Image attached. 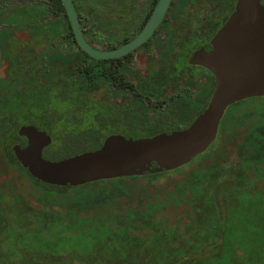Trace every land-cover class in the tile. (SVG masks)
I'll return each instance as SVG.
<instances>
[{"label":"trees","instance_id":"trees-1","mask_svg":"<svg viewBox=\"0 0 264 264\" xmlns=\"http://www.w3.org/2000/svg\"><path fill=\"white\" fill-rule=\"evenodd\" d=\"M46 4L1 17L10 26L0 32L3 55L13 65L0 79V173L18 167L48 196L56 192L59 198L33 206L11 180L0 184V261L17 257L16 264H264L263 113L242 140L225 142L235 157L232 164L216 140L176 170L79 187L45 184L21 165L13 147L27 146V139L19 136L24 125L48 132L53 141L43 156L61 161L99 150L111 135L137 140L184 130L208 107L216 86L212 76L205 96L189 106H175L170 114L153 116L124 107L118 115L107 100L106 61L93 59L78 46L61 0ZM64 37L74 49L59 43ZM181 38V50L193 44ZM177 75L175 71L176 82ZM198 79L186 84L200 89ZM259 99L264 101L251 100ZM246 101L227 109L218 139L229 111ZM250 115L235 116L234 130ZM5 210L8 217H3ZM30 235L36 242L19 243Z\"/></svg>","mask_w":264,"mask_h":264},{"label":"water","instance_id":"water-1","mask_svg":"<svg viewBox=\"0 0 264 264\" xmlns=\"http://www.w3.org/2000/svg\"><path fill=\"white\" fill-rule=\"evenodd\" d=\"M61 1L78 46L95 60L120 58L143 45L161 24L172 2L160 0L140 35L123 47L107 52L94 48L86 40L73 0ZM261 1L238 0L236 11L214 36L212 51L202 50L195 56L192 63L211 71L216 87L208 107L188 128L137 140L115 134L107 137L97 151L49 161L43 152L52 144V137L33 125H24L19 136L27 139V146L13 147L18 161L32 177L57 187L140 177L189 164L215 143L230 106L264 97V5Z\"/></svg>","mask_w":264,"mask_h":264},{"label":"flooded vegetation","instance_id":"flooded-vegetation-1","mask_svg":"<svg viewBox=\"0 0 264 264\" xmlns=\"http://www.w3.org/2000/svg\"><path fill=\"white\" fill-rule=\"evenodd\" d=\"M41 1L43 6L39 8L43 9L47 1ZM108 1L115 2L110 3L114 9H109L107 22H105L107 38L105 37L103 47L96 44L91 32L89 37L85 38L94 48L112 52L141 34L160 0H135L134 3L128 0ZM237 3L238 0H172L161 24L148 41L128 55L105 60L106 95L110 106L116 108L118 115L122 113L121 108L128 107L130 110L135 109L140 112L147 110L156 116L170 114L175 106L178 108L189 106L191 100L198 101L205 96L203 91L212 82L214 75L207 68L192 62L200 51H212L214 36L236 11ZM261 4L264 5V0ZM25 9L30 8H12L13 11ZM1 23L6 24L2 20ZM126 23L133 24L131 34L126 32L130 30L124 28L122 33L121 27ZM116 29L119 31L121 29V32L114 37L111 33ZM160 32L163 33L160 34ZM181 37L193 44L181 50L178 46V42L182 40ZM140 52L146 58L143 68L136 66L135 57ZM3 54L2 50L3 63L9 70L13 62L7 61ZM175 71H178L177 82L174 76ZM181 76H184L187 81L191 78H200L198 80L202 88L190 89V86L186 84L187 81L184 83L180 79ZM149 79L151 83L147 82ZM10 261L6 263L0 261V263L14 264ZM30 264L59 263L35 261Z\"/></svg>","mask_w":264,"mask_h":264},{"label":"rangeland","instance_id":"rangeland-1","mask_svg":"<svg viewBox=\"0 0 264 264\" xmlns=\"http://www.w3.org/2000/svg\"><path fill=\"white\" fill-rule=\"evenodd\" d=\"M48 3V0H46ZM135 0H128V2H133ZM115 2L111 1L110 3ZM108 0H75V5L78 7L80 11V20L83 21L85 24L86 29L88 30L89 34H93V38L97 45L100 44L99 47H103V44L105 42V37L107 35V25L105 24L106 19L109 15V9H114L113 5H110ZM47 5V4H46ZM40 6H43V3L41 0H0V32L1 31H8L10 30V26L6 24L1 23V17L4 15H7L9 12H12L13 9H19L24 7L29 8H39ZM55 15H52L51 18H54ZM57 17L63 18L61 14H57ZM45 22V19L39 20L35 22L37 26H40ZM126 23L124 24L122 28L130 30L126 31L127 33L131 34V29H133V24ZM118 29L113 30L111 35L118 36L121 32ZM122 29V33L123 30ZM163 32H160L162 34ZM107 38V37H106ZM59 43L64 45L65 48L69 47L71 49H74V45L71 44L69 39L62 38L59 40ZM2 44L0 42V79H4L6 75L8 76V67L6 64L3 63L2 59ZM136 66L137 67H144L145 66V56L142 55V52L136 54ZM254 98L246 99L243 101H246L245 104L241 105L240 107H235L229 111L227 121L222 125V130L220 132L219 139L217 138V145H219L218 148L222 149L226 152V161L227 164H232V161L235 160L234 155L232 154V149H228V145H225V142L228 141H234L235 140H242L243 137L253 131L256 125H258L259 121L262 120L264 114V101L259 100H251ZM235 105V104H234ZM263 109V110H262ZM233 113V114H231ZM250 113V118H246L245 124L241 126L239 129L234 130L232 121L238 118H243L244 115H248ZM234 115V116H232ZM236 116V117H235ZM232 117V118H231ZM48 133V132H47ZM219 135V132H218ZM221 152V151H220ZM196 160L194 163H197ZM5 173H0V184H4L5 181L8 179L11 180L18 190V193L21 196L29 198V201L33 206H38L40 201H47L49 198V201H52L55 198H59L58 193L54 192L51 196H48L47 191L44 190L42 186H38L34 181H32L28 175L23 172L20 168H5ZM264 188V183H263ZM42 203V202H41ZM9 213L7 210L3 212V217H8ZM30 242H36L35 238L30 235L25 238H22L19 243H30ZM64 252L60 251L59 254H63ZM10 261V260H9ZM10 262L18 263L17 257H13Z\"/></svg>","mask_w":264,"mask_h":264}]
</instances>
